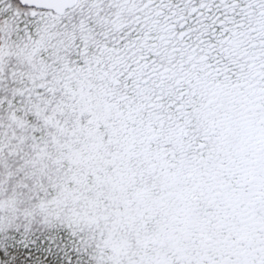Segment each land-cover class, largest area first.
<instances>
[{"label":"snow or ice","instance_id":"snow-or-ice-1","mask_svg":"<svg viewBox=\"0 0 264 264\" xmlns=\"http://www.w3.org/2000/svg\"><path fill=\"white\" fill-rule=\"evenodd\" d=\"M0 264H264V0H0Z\"/></svg>","mask_w":264,"mask_h":264}]
</instances>
